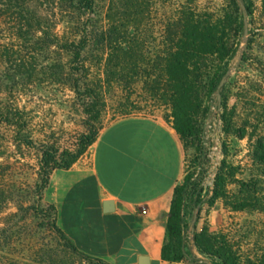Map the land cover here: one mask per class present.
<instances>
[{
  "label": "trees",
  "instance_id": "1",
  "mask_svg": "<svg viewBox=\"0 0 264 264\" xmlns=\"http://www.w3.org/2000/svg\"><path fill=\"white\" fill-rule=\"evenodd\" d=\"M164 1L167 9L158 20L157 0H0V264H112L80 248L58 224V208L45 201V193L54 170L72 167L98 139L109 99L120 98V92L122 111L137 94L170 102L178 132L196 148L188 173L175 187L163 258L170 264H264V229L248 232L262 242L247 253L240 240L212 229L209 220L198 227L204 204L218 199L236 211L264 213L259 8L255 0ZM260 12L264 16V0ZM235 66L251 73L231 78ZM44 73L70 86L85 116L87 130L73 149L40 138L19 102L18 94L31 93ZM215 106L225 135L249 140L252 174L236 179L239 192L228 188V179L236 176L227 170V159L215 184L206 183L212 145L206 123ZM33 149L40 151L39 179L24 186L11 176V158H24ZM12 201L17 210L7 213ZM30 215L50 220L55 234L50 242L23 241Z\"/></svg>",
  "mask_w": 264,
  "mask_h": 264
},
{
  "label": "crops",
  "instance_id": "2",
  "mask_svg": "<svg viewBox=\"0 0 264 264\" xmlns=\"http://www.w3.org/2000/svg\"><path fill=\"white\" fill-rule=\"evenodd\" d=\"M188 170L189 149L174 120L124 115L72 167L54 170L46 199L84 251L112 264H170L167 223Z\"/></svg>",
  "mask_w": 264,
  "mask_h": 264
},
{
  "label": "rangeland",
  "instance_id": "3",
  "mask_svg": "<svg viewBox=\"0 0 264 264\" xmlns=\"http://www.w3.org/2000/svg\"><path fill=\"white\" fill-rule=\"evenodd\" d=\"M258 10L255 16V24L259 27V32L264 33V16L261 15L262 0H255ZM159 7L160 20L164 14L168 2L164 0H157ZM161 2V4H160ZM164 5V6H163ZM156 10V7H155ZM160 22V21H157ZM62 29V27H60ZM159 30V29H158ZM159 35V34H158ZM261 46V47H260ZM264 46V37L261 38V43L258 47L262 50ZM264 50V49H263ZM251 73L248 69L232 67L230 71L231 78H236L239 74ZM243 78V75L241 76ZM34 90L31 93L18 94L20 104L28 111L29 118L33 120V124L37 126L36 134L40 138L54 139L60 144L62 149H73L76 147L79 136L87 130L85 123V116L81 111L74 91L63 82L56 78H49L47 74L40 75L33 86ZM120 98L110 97L109 107L104 119V126L113 119L119 118L129 114H141L160 116L165 119L174 120L172 107L170 102L166 100H146L142 98L143 95L137 94L133 99L134 104L126 107V111H122ZM238 98L237 91L230 97V104L233 105ZM139 99H142L139 101ZM222 99V98H221ZM214 112L210 118L207 119V137L212 145L218 143L223 150L221 162L212 166L210 174L207 178V185L213 186L215 184L218 173L225 167L227 159V170L233 173L236 178L231 181L228 179L229 189L234 192H239L242 189L240 184H237L236 179H248L252 172V156L250 153V144L248 138H239L237 136L227 137L223 131V120L217 111V107L213 108ZM220 110V109H219ZM227 139L228 145L224 143ZM189 162L196 153V148L192 145L191 140L188 141ZM40 151L33 149L28 151L24 158L16 159L12 157V178L16 179L22 185L36 183L39 179V156ZM19 158V157H18ZM221 168V169H220ZM229 168V169H228ZM264 178V174H261ZM50 185V184H49ZM49 188V187H48ZM46 190V193L48 191ZM45 193V201L46 199ZM49 202V201H48ZM17 210V205L14 201L10 202L7 208L8 212ZM45 216V215H44ZM209 220L212 229L216 231L229 232L234 236V240L241 241V247L245 252L250 253L260 244L261 239H257L254 233L247 236L248 232L256 229H264V213L260 210H233L223 199H218L213 205L205 203L202 210V219L198 223V227L202 228L204 222ZM245 234V235H243ZM55 236L51 229L50 220L47 217H32L30 215L27 220L26 228L23 231V241L27 244L32 242L35 238L41 242H50ZM191 239L193 235H190ZM87 264V263H77ZM184 264H191L190 261Z\"/></svg>",
  "mask_w": 264,
  "mask_h": 264
},
{
  "label": "built area",
  "instance_id": "4",
  "mask_svg": "<svg viewBox=\"0 0 264 264\" xmlns=\"http://www.w3.org/2000/svg\"><path fill=\"white\" fill-rule=\"evenodd\" d=\"M222 152H223L222 147L218 143H215V144L211 145L209 155H210V158H211L212 166H216V165H218L221 162V157L223 155Z\"/></svg>",
  "mask_w": 264,
  "mask_h": 264
},
{
  "label": "water",
  "instance_id": "5",
  "mask_svg": "<svg viewBox=\"0 0 264 264\" xmlns=\"http://www.w3.org/2000/svg\"><path fill=\"white\" fill-rule=\"evenodd\" d=\"M243 8H244V11H245L246 35H248V34H249V30H250V27H249L250 23H249V19H248V11H247V7H246V5H245L244 3H243ZM226 80H227V76H225V77L222 79V82H221V84H220V87H222V86L225 84ZM218 97H219V99L222 98V93H221V92H219ZM198 211H199V208L196 209V212H197V213H198Z\"/></svg>",
  "mask_w": 264,
  "mask_h": 264
}]
</instances>
